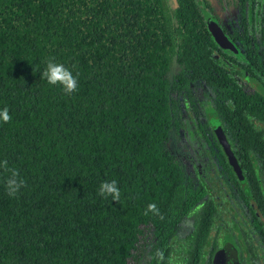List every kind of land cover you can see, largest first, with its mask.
<instances>
[{"label": "trees", "instance_id": "16d2710c", "mask_svg": "<svg viewBox=\"0 0 264 264\" xmlns=\"http://www.w3.org/2000/svg\"><path fill=\"white\" fill-rule=\"evenodd\" d=\"M255 1L0 0V110L11 115L0 120V264H208L224 241L241 263L253 256V238L264 244ZM207 17L233 49L215 43ZM50 58L78 73L77 92L41 77ZM256 73L257 88L245 89ZM5 164L26 182L12 197ZM204 167L236 209L220 243ZM112 180L118 202L98 195ZM150 203L160 215H145Z\"/></svg>", "mask_w": 264, "mask_h": 264}, {"label": "clouds", "instance_id": "9594fccd", "mask_svg": "<svg viewBox=\"0 0 264 264\" xmlns=\"http://www.w3.org/2000/svg\"><path fill=\"white\" fill-rule=\"evenodd\" d=\"M40 75L47 81L49 85H59L65 95L70 96L78 91V73L77 75H73L72 71L69 68L65 67L61 63H56L54 58H50L47 61L46 67ZM0 120H2L4 123H7L11 120V115L9 114L7 107L0 110ZM4 170L10 172V176L5 181V186L8 189L7 194L10 197L15 196L19 192V190L26 185V182L19 176V173L16 169H9L5 164ZM98 195L105 199L110 196L112 198V201L118 202L120 200L121 193L116 181L112 180L104 181L100 184ZM149 212L160 215L159 210L154 203H150L147 206L145 215H147ZM160 218L163 219L162 216ZM156 256L162 258V251L157 250Z\"/></svg>", "mask_w": 264, "mask_h": 264}, {"label": "rangeland", "instance_id": "374dc122", "mask_svg": "<svg viewBox=\"0 0 264 264\" xmlns=\"http://www.w3.org/2000/svg\"><path fill=\"white\" fill-rule=\"evenodd\" d=\"M219 16L222 19H227L232 16V11L224 7L223 10L219 9ZM242 84L247 90H250L254 87L253 83L244 79L242 80ZM168 146L172 151H174L176 155L180 153L181 149L176 145L174 139L168 142ZM181 161L184 162V159ZM184 167L187 169V166L184 165ZM202 174L203 184L206 188L207 194L214 199L218 209V217L214 220V224L210 230V236H215L216 242L220 243V238L227 232L225 225H228L233 219V214L235 213L236 209L232 207L231 201L229 200L227 193L224 192L223 187L221 186L220 181L216 177L213 169L209 170V168L204 167L202 168ZM145 240L146 236L143 231V234L138 238V246H140ZM127 264H134V260L128 258Z\"/></svg>", "mask_w": 264, "mask_h": 264}, {"label": "water", "instance_id": "95a60500", "mask_svg": "<svg viewBox=\"0 0 264 264\" xmlns=\"http://www.w3.org/2000/svg\"><path fill=\"white\" fill-rule=\"evenodd\" d=\"M205 22H206L207 29L210 32L212 38L214 39L215 43L220 48L233 49L231 42L226 38L221 28L214 20H212L210 17H207ZM212 131L226 157L227 163L231 166L233 172L237 176H240L241 175L240 168L237 164V161L233 153L231 152L229 148V144L225 138V135L222 129L217 125H213ZM210 264H240L238 257H237L236 248L232 244V242L224 241L213 252L211 260H210Z\"/></svg>", "mask_w": 264, "mask_h": 264}, {"label": "flooded vegetation", "instance_id": "af4514ba", "mask_svg": "<svg viewBox=\"0 0 264 264\" xmlns=\"http://www.w3.org/2000/svg\"><path fill=\"white\" fill-rule=\"evenodd\" d=\"M261 4H262V0H256L253 5V54L255 58L260 57L262 60H264V38H263L264 22H263V12H262L263 8ZM261 77L262 76L260 74H257L256 78H254V82H253L254 87L252 89L257 88L258 83H260L258 79ZM222 243L223 242H221L219 246ZM211 257L209 259L208 264H210ZM237 257H238V253H237ZM238 260L240 264H264V244L262 243L260 236H256V238H253V256L247 257L245 254H243L242 263L239 257Z\"/></svg>", "mask_w": 264, "mask_h": 264}]
</instances>
